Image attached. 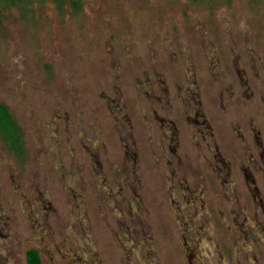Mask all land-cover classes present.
Here are the masks:
<instances>
[{"label": "rangeland", "instance_id": "1", "mask_svg": "<svg viewBox=\"0 0 264 264\" xmlns=\"http://www.w3.org/2000/svg\"><path fill=\"white\" fill-rule=\"evenodd\" d=\"M0 103L17 133L0 130V264H209L181 243L201 225L230 264L263 252L232 218L236 132L264 145V0H0Z\"/></svg>", "mask_w": 264, "mask_h": 264}, {"label": "flooded vegetation", "instance_id": "2", "mask_svg": "<svg viewBox=\"0 0 264 264\" xmlns=\"http://www.w3.org/2000/svg\"><path fill=\"white\" fill-rule=\"evenodd\" d=\"M193 98V95L190 97ZM160 117V116H159ZM156 119L158 118L155 117ZM186 118V116H185ZM188 118L190 122H194L197 125L196 131L199 133V135L204 138L206 135L209 134L210 130V125L208 123L207 116L200 112V109L196 107L195 114L193 115H188ZM161 119V118H160ZM160 119H158L160 121ZM164 128V127H163ZM252 131L250 132V135L252 136V145L256 148V153H252L250 150V144H247L245 136H243L242 131L239 128V131L237 133V138L241 140L242 151H250L249 154L245 156V161L241 162L240 167V172L242 173V179L243 183L245 184L244 189H246V193L244 195L241 193L237 196V199H235L236 203L240 207L237 208L236 210L233 211V225L234 227L239 231L237 233V236L235 235L236 238H234L232 241H236L237 244H242V243H251V238L250 234H253L257 236L255 238V241L259 243L264 248V201L260 200V185L258 179H261V184L264 185V145L263 142L261 141L260 133L258 130V127L256 126H251ZM163 134L168 135L166 132L162 130ZM170 138V143L169 148L173 152L176 150V147L180 144V139L178 138L176 142H173V136L168 135ZM210 150L212 153H214V163L215 165V170L218 171L220 174L222 173L225 176H230L229 171L231 170L230 162L229 159H227L226 156L222 155V152L217 149L216 145H214V142L212 144H209ZM208 147V148H209ZM180 165V164H179ZM231 191L233 192L234 189L230 188ZM244 192V190H241ZM195 192V191H194ZM191 193L190 196L185 197L184 203L189 205L191 204V201H194L196 199L195 193ZM199 192H197L198 195ZM248 196H247V195ZM241 204V205H240ZM180 208V207H179ZM195 209H197L195 207ZM241 211H244L243 214L240 213ZM232 212V211H231ZM232 214V213H231ZM191 217H187V221H183L178 223V226H180L181 230L187 229L189 232L187 226H189V222H191ZM187 225V226H186ZM183 226H186L184 229ZM203 226H198V228L194 227L193 232L195 231L194 234H198V237L194 238L192 236V231L189 233V241H184L182 240V247H185V250L188 251V257H196L197 260L200 261V258L202 259L203 256L207 255L208 259H210L209 264H230L227 259V255L225 251L226 249L223 248V246H219L212 241L211 239L206 240L201 234L200 231H202ZM214 229V228H212ZM210 231V230H209ZM230 231H232L230 229ZM252 231V233H251ZM130 236L131 238L128 237L125 241L128 242L124 247H130L133 244L134 241V236L135 234H130L128 232L127 236ZM213 242V243H212ZM236 242H232L231 246H235ZM138 246L141 247L143 244L137 241ZM252 244V243H251ZM150 252H152L153 248H150ZM126 250H128L126 248ZM149 254L146 255V257L143 255V260L147 263L148 260L150 259V252L147 251ZM185 252V251H184ZM245 251H240L239 253L244 256ZM228 253V252H227ZM230 255V253H229ZM141 258V257H140ZM141 258V259H142ZM154 259V258H153ZM230 259L232 260V264H264V250L262 253L260 252H255L253 254V262H250L249 259H245V263L241 262V260L236 257L234 254L233 250L231 251V257ZM247 260V261H246Z\"/></svg>", "mask_w": 264, "mask_h": 264}, {"label": "trees", "instance_id": "3", "mask_svg": "<svg viewBox=\"0 0 264 264\" xmlns=\"http://www.w3.org/2000/svg\"><path fill=\"white\" fill-rule=\"evenodd\" d=\"M194 82L192 80H186V85L184 87H182V89L184 88H188L190 89L191 85H193ZM190 86V87H189ZM189 91V90H187ZM193 95V98H197V94L194 93L193 91L189 92L188 94H186V96L191 97ZM196 103H198V100L196 101ZM16 129V124L14 119L12 118V116L10 115L9 111L7 110V108L0 103V130L7 135L8 137L15 139L17 136V133L14 132ZM16 133V134H15ZM173 136V142H176L177 139L179 138L178 134L175 133L174 131L170 133V136ZM27 255L30 259V261L33 264H38V257H37V252L36 250H29L27 252Z\"/></svg>", "mask_w": 264, "mask_h": 264}]
</instances>
